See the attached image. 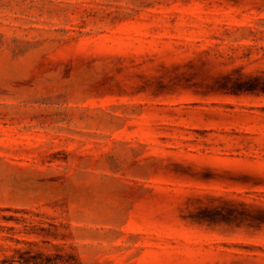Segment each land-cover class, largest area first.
<instances>
[{"label": "rangeland", "instance_id": "rangeland-1", "mask_svg": "<svg viewBox=\"0 0 264 264\" xmlns=\"http://www.w3.org/2000/svg\"><path fill=\"white\" fill-rule=\"evenodd\" d=\"M0 264H264V0H0Z\"/></svg>", "mask_w": 264, "mask_h": 264}]
</instances>
